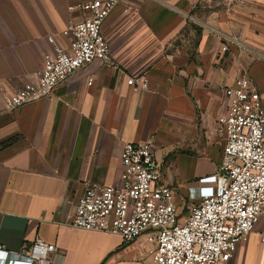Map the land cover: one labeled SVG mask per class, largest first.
Returning a JSON list of instances; mask_svg holds the SVG:
<instances>
[{
	"label": "crops",
	"instance_id": "1",
	"mask_svg": "<svg viewBox=\"0 0 264 264\" xmlns=\"http://www.w3.org/2000/svg\"><path fill=\"white\" fill-rule=\"evenodd\" d=\"M86 1L0 0V259L40 237L59 248L51 264H151L144 234L124 244L67 225L84 183L119 184L122 144L151 139L181 209L188 186L220 161L221 136L209 129L226 110L224 87L245 75L264 109V0H124L102 24L108 63L7 109L4 97L36 80L48 37L68 45L62 30L82 15L68 6ZM140 74L148 89L135 92L126 80ZM262 237L264 211L229 264H264Z\"/></svg>",
	"mask_w": 264,
	"mask_h": 264
},
{
	"label": "built area",
	"instance_id": "2",
	"mask_svg": "<svg viewBox=\"0 0 264 264\" xmlns=\"http://www.w3.org/2000/svg\"><path fill=\"white\" fill-rule=\"evenodd\" d=\"M123 1L69 5V10L82 15L62 30L68 45L48 37L53 49L43 56L36 80L6 95L7 109L47 97L55 85L94 60L108 63L110 47L102 24ZM92 82L90 77L87 83ZM126 82L135 92L148 89L143 74L128 76ZM224 94L226 110L209 129V134L221 136L220 161L213 173L188 186L181 209L175 186L163 178L152 140L124 142L120 183L85 182L67 225L114 233L124 244L144 234L154 242L151 264H229L237 243L253 230L264 211V109L245 75L225 86ZM58 251L55 244L36 237L20 250L19 258L0 259V264H51Z\"/></svg>",
	"mask_w": 264,
	"mask_h": 264
}]
</instances>
